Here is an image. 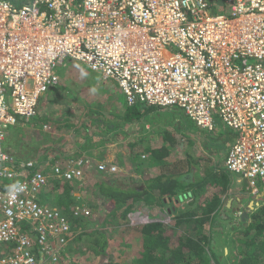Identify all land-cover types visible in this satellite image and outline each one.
<instances>
[{
    "label": "built area",
    "instance_id": "1",
    "mask_svg": "<svg viewBox=\"0 0 264 264\" xmlns=\"http://www.w3.org/2000/svg\"><path fill=\"white\" fill-rule=\"evenodd\" d=\"M68 61L114 81L127 104L177 107L209 132L218 120L232 128L225 168L252 193L264 188V0H0V264H60L73 238L68 217L42 196L55 181L83 180L89 159L43 168L4 143Z\"/></svg>",
    "mask_w": 264,
    "mask_h": 264
},
{
    "label": "trees",
    "instance_id": "2",
    "mask_svg": "<svg viewBox=\"0 0 264 264\" xmlns=\"http://www.w3.org/2000/svg\"><path fill=\"white\" fill-rule=\"evenodd\" d=\"M8 1L20 6L29 0ZM52 97L53 95L48 96V98ZM124 102L125 107L121 117H123L126 123L134 120V118L138 119L140 114L142 115L150 111L152 114H156V119L162 124L161 128H157V130L161 133L160 135H163V139L165 140L164 145L162 144L158 148L148 147L149 145H146L144 148V151L148 152L147 154L149 157L151 156V159L154 158L160 162L171 154L170 152L173 147L174 149L179 146L188 147L193 143V140L187 136L185 137L183 135L182 142L177 136L178 133L184 134L185 132L193 133L198 131L195 123L184 112L183 114L177 112V115L172 114L165 118L159 112L161 107L138 102L133 104ZM67 113L62 116H68ZM183 117L186 118L182 119ZM175 119L179 120V122L177 123ZM69 120H67L68 123H70ZM86 120V118H83L80 121L79 127L84 123H88L84 124V134L78 140L79 145L76 143L77 146L74 147V144H71V147L69 146L70 149L66 150L65 144H60L57 149L59 153L53 159L46 161L53 164L55 161L62 160L63 162L61 164L64 167L68 160L89 159V163H86L87 165L83 168V180L55 181L52 187L47 189L42 196V200L52 206L58 207L70 220L71 227H73V238L69 241L70 243L68 245L70 252L72 250L71 244L75 242H89L95 253L102 255L106 254L105 248L110 245V239L101 227H89L93 224L92 222L90 223L88 216L73 215L74 205L82 203L83 189H88L91 186V188H94V193L97 197H101L104 200V203H102L105 206L103 207L107 211L104 215V223L108 220L119 218L124 219L128 223V219L126 220L124 218L125 215L139 211L140 208L147 211L146 213L152 219L146 223L130 227L132 231V240L129 242L131 256L127 264H221L222 260L224 264H264V238L259 239V236L264 234L263 199H260L259 203L253 209H250L248 218L238 220L237 224H244V227L242 226L240 228L236 226L237 224H230L228 228L229 232H232V236L229 234V237L226 239L221 237L225 242H219L215 238V235H222L225 227L221 226L217 222V218L214 215L211 216V214L218 213V216L222 207L221 197L226 193V187L229 184L227 180L228 176L225 173L220 172V181L223 183H220L217 190L211 192L208 198L206 197L207 199L205 198L201 202L203 204H199L196 210L181 208V200H187L190 204L194 202V197L197 194L195 188L199 189L201 186H205L207 182L205 180L211 179L212 174L209 172L202 179L195 180L193 178L194 172L190 171L193 170V166L197 160H191L194 152L187 148L184 151V156L188 170L181 173H170V171L168 173L162 172L159 175H151L147 171V167L142 168L147 160L140 159V156L138 154L136 155L133 147H131L132 144L144 142L145 136H143L138 139L136 138L137 141L135 143L130 142L127 152L128 161L124 160V162H127V164L125 163L126 166H135L134 171L136 174L143 176L141 180L143 187L129 186L121 189V187L113 185L111 182L113 179H110V175L98 170L93 164V161L82 154L85 151L84 153L88 155V149L96 148L95 146L103 139L104 135L106 140L109 141L110 132L116 131L117 127L114 124L109 125L110 129L104 130L105 134H103L101 126H103L104 122L100 124L99 128V125H93L92 120H90V123L89 120ZM166 120L168 124H164ZM217 122L220 127L219 132H222L223 138L226 137V139L231 140L236 138L235 130L227 127L219 120ZM169 126L170 128H168ZM230 132L231 135H229ZM115 139V141H119L118 138ZM13 156L17 159L15 155ZM124 157L126 158L127 156ZM200 160L206 161V158L201 157ZM163 162L162 165L164 166L170 164V160ZM223 168L225 169V167ZM219 169L221 171V168ZM206 170L208 171L209 169ZM96 176V180L92 181L89 186L88 184L85 185V179L91 181ZM181 178L183 179L181 180ZM190 178L193 180H190ZM79 184L81 186L84 184V188L81 187L79 194L76 195L74 194V190H77L76 188ZM197 184L198 187H195ZM260 190L256 194L252 193V195L254 197L258 196ZM164 204L169 205L167 209L171 215V218L166 221L162 220L163 217L156 218V212L158 211L160 216L165 214V208L162 206ZM198 209L200 211L199 214L197 213ZM218 225L221 227L219 226L220 228H217ZM118 226L126 227L122 222H119ZM89 238L91 240H88ZM136 242L138 244H135ZM225 249H227V253ZM232 254L234 255V259L231 261ZM65 264L73 263L67 261Z\"/></svg>",
    "mask_w": 264,
    "mask_h": 264
},
{
    "label": "crops",
    "instance_id": "3",
    "mask_svg": "<svg viewBox=\"0 0 264 264\" xmlns=\"http://www.w3.org/2000/svg\"><path fill=\"white\" fill-rule=\"evenodd\" d=\"M66 63L67 64L65 67H67V68L69 65L73 67L72 64H75L78 67V69H80L81 77L84 78V81L86 83H87V81H89V83L91 84L92 81H99V80L103 83L106 82L109 84V87L111 89L114 88L113 90L115 92L108 89L109 87L104 89V86H101V88L105 91L104 93L109 94V92H111L110 95H112V92H114L116 96H118L120 94L121 97H123L119 88L117 87V84L114 81L103 80L100 77V75L95 73V72H93V76L90 75L88 73V71L84 68V66H85L84 64L73 62V61L72 62L68 61ZM67 68H66V70H67ZM76 85H77L76 88L79 87L78 89L84 90V91H86L90 88V85H86L85 83L81 84L79 82ZM69 98H70V96H69ZM46 99H47L46 103H44V107L46 106L45 107L46 111L43 112V115L46 114L49 117L47 118L48 121L41 122V128H40L41 130H39L36 127V125H37V120L38 119L41 120V118H43V116L38 115V116L33 118L34 120H36V119L37 120L32 124L30 123V120H31L30 119L29 121L23 122L21 120L19 122V123L23 122V124H17L14 126H10L7 129L6 137H5V141H4L5 148L11 154L15 155L18 160H24V159L33 160V161L37 162V164H39V167L41 166L43 168H46L50 164L46 161L53 159L55 157V155L59 153V151L57 149H58L60 144H65L64 146H65L66 150L70 149L71 144L72 145L74 144V147L77 146L78 140L80 138H82V136L84 134V130H83L84 124L88 123V122L84 123L83 125H81L79 127V125L81 123L80 121L83 118H86L87 120H89V123H90V120H92L93 125H99V128H100V124L104 122L103 126H101V129L103 130V134H105L104 130L110 129L109 125L114 124L118 128V124H122L121 121L126 123L123 120V117H121L123 115V112L121 113L120 117L114 116L113 114H110L112 110H109V109H111L113 106H114V109H118L117 105H115V104H113V106H111L109 109L107 107V109H108L107 112H109L108 114L111 118H116L115 121H118V122H115L114 120H108L105 118L106 116L104 117L103 122H101V118H100V117H102L101 113H98V114L94 113L93 108L88 107V105H86L85 101L82 99H80L79 101H74L73 98L69 99L70 102H68L67 104H64L65 105L64 107L62 105V102H60L61 107H63V108L59 109L58 114H56V112L53 110L55 104L50 101L51 98H46ZM52 99H53V97H52ZM161 110H164L165 113L163 116L165 118L168 117L169 115H172V114L177 115V112L178 113L181 112L183 114V111L177 107H169V108H164ZM64 112L65 113L68 112L67 114L69 116V119L71 117L74 118V119H72L74 124H65L63 119L58 120L59 117L64 114ZM147 113H151V112L148 111ZM55 114L57 115L56 118L54 117ZM140 115H139L138 119L131 120L129 122V123L135 122V121H137V123L140 122L138 124V126H136L137 130L132 129L131 131H134V132L138 133V135H139V132L144 133V132H146V129L151 128L152 130H154L149 125H148V127H146L144 129V123H143L144 119H141ZM175 117H177V116H175ZM119 118H120V121H119ZM185 118L186 117H183L182 119H185ZM176 121H177V123L179 122V120H176ZM126 124L129 125L128 123H126ZM164 124H168L167 120H166V123H164ZM17 126H20L22 128V130H18ZM64 128L67 130L70 129V131L72 132L71 138H69V136L65 137L63 135L62 131L57 132V131L64 129ZM197 128H198L197 129L198 131L193 132V133L185 132L184 134H177V136L180 138L181 142H182L183 135H184L185 137L187 136L191 140H193V143L191 145H189L188 147L187 146H185V147L179 146V147H176L175 149L173 147L171 152H170L171 154L168 157L161 160L160 162H158L154 158H153L154 160L151 159L150 158L151 156L150 157L148 156V154H147L148 152L144 151V148L139 151L138 156H140V159H142V160H147L146 161V165H147V169H148L147 171H149V173L151 175H157V174L159 175L162 172L168 173L171 171L170 173H181V172L188 170L187 164L185 162L184 151H185V149L188 148L190 151L194 152L193 158L191 160H197V161H196V164L193 166V170H191L190 172H194V174L199 175V178L196 176H193V178L195 180L205 178V175L209 172H210V174H212V178L209 180H205V181H207L205 186H203V187L201 186L199 189L195 188V191L197 193L196 196L194 197L195 200L192 198V200H194V202L191 204L188 203V205H189L188 209H190V210H196L197 207L199 206V204H203L201 202L206 197L208 198V196L210 195L211 192L217 190L220 183L221 184L223 183L222 181H220V178H221L220 172L225 173L228 176L227 180L229 181L228 182L229 184L226 187L227 188L226 193L221 197L222 207L220 209L218 216H217L218 213H212L211 216L214 215L215 218H217L218 223H220L221 220H225L226 223L228 224V227H229L230 224L234 225V224H236V222H238L239 219H242L241 215L243 212H247V214H248L250 209H253V207L259 203L260 199L264 200V188H262L261 190L259 189L260 192H259L258 196L254 197L252 195V192L250 191V189L248 187V182L245 179L241 178L237 174L229 172L226 168L225 169L223 168L225 158H226L228 151L230 149V146L234 142L235 138H233L232 140L226 139V137L223 138L222 132H219L220 127L218 125L216 127V130H214L212 132L200 129L199 127H197ZM39 131H42L43 133H40ZM116 131H117V129H116ZM116 131L110 132V136L108 139L109 141L106 140L105 135H104L103 139L100 140L99 143H97V145L95 146L96 148L88 149V155L84 153L85 151L82 153L83 155L89 157L93 161V164L96 167H97L98 159L103 160L101 162L118 164L119 168L121 170H122L121 166L126 167L124 162H119L118 156L126 154L128 152V145L130 144L128 142L130 141V139H132V137H130L128 139V136L126 134H124V132L121 131V134L119 135ZM216 132H217V134H216ZM24 133L27 136V138L25 137V135H22ZM160 134L161 133L158 130H156V134L151 135L148 139H146L147 137L145 136V140H148L146 145H149L148 147H155V148L161 147L162 144L164 145L165 140L163 139V135H160ZM229 135H231V132ZM232 136H233V134H232ZM134 137H137V135ZM134 137H133V141L136 142L135 141L136 139H134ZM115 138H118L119 141H115L116 140ZM70 139H72V140H70ZM124 141H126L127 145L124 144ZM119 144H123L124 146H121ZM137 144H138V148H140L141 143H137ZM117 145L120 147H117ZM97 148H98V150H97ZM117 148H118V150L120 149V150L126 151V153L125 152L123 154L118 153ZM114 152H116L117 157H115ZM60 154H62V153H60ZM68 154L70 155V153H68ZM125 156H127V155H125ZM201 157H205L206 161H201L200 160ZM167 160H170V164L167 166L162 165L164 163L163 161H167ZM59 161H61V162H59ZM62 162H63L62 160L55 161V163H59V164H61ZM154 165H155L154 169L156 172H155V174H152L151 170H152V166H154ZM158 165L162 166V168H159V170L157 171ZM219 168H221V171ZM206 169H209V170L207 171ZM173 171H178V172H173ZM120 172H118L114 175H111L110 179L118 180L114 177H117V174H119ZM182 179L183 178H181V180ZM190 180H193V179L190 178ZM214 183H215V185H213ZM195 187H198V184ZM186 202H187V200L184 201V203H186ZM199 212L200 211L198 209L197 213L199 214ZM142 213L146 214V212H142ZM159 216H160L159 213L156 212V218H159ZM218 226H220V225H218ZM225 252H226V249H225Z\"/></svg>",
    "mask_w": 264,
    "mask_h": 264
},
{
    "label": "rangeland",
    "instance_id": "4",
    "mask_svg": "<svg viewBox=\"0 0 264 264\" xmlns=\"http://www.w3.org/2000/svg\"><path fill=\"white\" fill-rule=\"evenodd\" d=\"M67 64V63H66ZM72 66H68L65 67L66 65H62L59 64L56 67V72L59 74V82L58 85L49 88L48 92L43 94L37 104V113L36 116H43V118L40 119H36L37 120V125L36 127L41 130V122H45L48 121L47 118L49 117L48 115H43V112L46 111V106L44 107V103H46V98H48V96L53 95V99L51 98V102H53L54 105V111L56 112V114H58L59 109L63 108L65 105L67 104L69 101V99H72L74 101H79L80 99L84 100L86 105H88V107H92L93 108V112L98 114L101 113L102 117L101 118V122H103L104 117L108 120H114L116 118H111L109 116V112H107V110L113 106V104L117 105L118 109H114V106L109 109L112 110L110 114H113L114 116H121V113L123 112V109L125 107V99L121 98V95L119 94L118 96L115 95V91L113 89H111L109 87V84L106 82H101L99 81H92V83L90 84L89 81H87V83L84 81V78L81 77V71L80 69H78V67L75 64H72ZM67 68V70H66ZM84 68L88 71V73L90 75L93 76V72L91 70H89L86 66H84ZM74 73V74H73ZM73 74V75H72ZM83 76V75H82ZM72 82V83H71ZM74 82V83H73ZM85 83L86 85H90V88L86 91L84 90H80L78 88H76V84L77 83ZM101 86H104V89H106L107 87H109L108 89L114 91L109 92V94L104 93L105 91L101 88ZM70 96V98H69ZM124 99V101H123ZM60 102H62L63 107H61ZM108 107V109H107ZM66 108V107H65ZM87 108V107H86ZM169 108V107H167ZM105 109V110H104ZM164 109V108H161ZM71 110V109H70ZM162 115H164V110H160L159 111ZM55 114V118L56 115ZM65 114V113H64ZM156 114H152V113H145L140 115L141 119H144L143 123H144V129L146 127H148V125L150 127H152L154 130L150 129H146V132H139L138 133L131 131L133 130H137L138 124L137 121L135 122H131L128 123L129 125H127L126 123H124L123 121L122 124H118V128H117V133L120 135L121 131L124 132V134H126L128 136V139L130 137H132V139H130L129 143H135L133 141V137L137 135V137H134V139H138L140 136L143 137L146 136L148 139L151 135L156 134V130L157 128H161L162 124H160L158 122V120L156 119ZM35 116V117H36ZM110 118H108V117ZM64 121L65 124H74L73 120L74 118H70L68 116H61L59 117L58 120H62ZM136 118H134L135 120ZM30 120V119H29ZM28 120V121H29ZM36 120H34L33 118H31L30 123H34ZM70 121V123H68V121ZM18 121L20 122L21 120L18 119ZM87 121V120H86ZM120 121V118H119ZM163 121V120H162ZM192 121V120H191ZM118 122V121H115ZM193 122V121H192ZM194 123V122H193ZM128 126V127H127ZM170 128V126L168 127ZM18 130H22V128L20 126H17ZM120 129V130H119ZM63 133V135L65 137L71 138L72 137V132L70 131V129H61L57 132H61ZM40 133H43L42 131H39ZM46 133V132H45ZM123 134V133H122ZM179 134V133H178ZM22 135H25L22 134ZM25 137L27 138V136L25 135ZM137 139L135 141H137ZM145 139V138H144ZM72 140V139H70ZM148 142V140H144V142H142L140 144V148H138V144H132L131 147H133V151L135 152V154H139V151L142 150L143 148H145L146 143ZM126 143V141H124V144ZM117 144V143H116ZM121 146H124L123 144H119ZM127 145V144H126ZM125 145V146H126ZM117 147H120L117 145ZM98 150V148H97ZM118 150V148H117ZM126 153V151L124 150H118V153L123 154ZM115 153V157H117L116 152ZM127 155L123 154V155H119L118 159L119 162H124L123 160H127L128 161V155L125 158L124 156ZM102 159V158H101ZM114 159V158H113ZM105 160V159H104ZM98 161H103L98 159ZM127 164V162H124V164ZM118 165V164H117ZM119 166V165H118ZM147 167L146 164H143L142 168ZM155 165L152 166V170L151 173L155 174V169H154ZM122 170H119V174H117V177H114L118 180L113 179V181H111L113 183V185H117L119 187L122 188H126V187H139L142 188V177L141 175H137L136 172L134 171L135 166H129L127 165L125 166H121ZM159 168H162V166L158 165L157 171L159 170ZM95 176V175H94ZM194 176L198 177V175L194 174ZM96 177H93V179L90 181L88 179H85V185L88 184V186L91 184L92 181L96 180ZM79 187V185H77V188ZM76 188V189H77ZM83 188H84V184H83ZM75 194L78 195L79 191L78 190H74ZM85 191V192H84ZM83 193V198H82V203H78L79 205L82 206H86L89 210H90V215H89V221L90 223L92 222L93 225L89 226V227H101L105 233L106 236L110 239V245L107 246V248H105L106 250V254H99V253H95V251L93 250L91 244L89 242H75L72 243V250L71 252L69 251V247L68 250L66 249V253L64 254L63 260L62 262L60 261V264H65L67 261L69 263H73V264H109V262H111V264H127L130 260V246H129V242L132 240V231L130 227H133L132 225H128V223H126V221H124V219H111L108 220L106 223H104V215L107 212L103 206L104 200L101 197H97V195L94 193V188H91V186L88 189H83L82 191ZM185 200H181L180 202V206L181 208H188V202L184 203ZM103 202V203H102ZM167 211H169L167 209V207H169V205H162ZM137 212V211H135ZM139 213L142 212H147L145 211L143 208H140V210L138 211ZM138 213V214H139ZM159 213V211L157 212ZM131 213H128L125 215V219H128V216ZM137 214V213H136ZM174 214V213H173ZM124 221V222H123ZM242 221V220H241ZM119 222L124 223V226H118ZM225 220H221L220 225L224 226L225 229L223 230V234H216L215 238L219 241V242H225L224 239H222L221 237H224L225 239L230 236H232V232H229V228H228V224L226 223ZM237 224V222H236ZM234 224V225H236ZM236 226H239L240 228L243 226L244 224H237ZM217 228H220L219 226ZM89 237V236H88ZM260 238H264V234L262 236H259ZM88 240H91L90 238ZM232 242V241H229ZM135 244H138V242H136ZM226 253H227V249H226ZM232 259H230L231 261L234 259V255L232 254ZM221 264H224V261L222 260Z\"/></svg>",
    "mask_w": 264,
    "mask_h": 264
},
{
    "label": "clouds",
    "instance_id": "5",
    "mask_svg": "<svg viewBox=\"0 0 264 264\" xmlns=\"http://www.w3.org/2000/svg\"><path fill=\"white\" fill-rule=\"evenodd\" d=\"M156 107H158V106H156ZM161 108H163V107H161ZM98 162H101V161H98ZM98 162H97V163H98ZM106 163H107V162H106ZM107 164H108V163H107ZM109 164H114V163H109ZM114 165H116V167H117V171L114 172V173L108 174V175H110V176H111V175H114V174H116V173H118L119 170H120V168H119V166H118L117 164H114ZM224 167H225V166H224ZM104 173H105V172H104ZM164 212H165L166 215H170V214H169V211H167L166 209H164ZM138 213H139V212L137 211V214H136V212H134V213H131V214L128 216V221H129V223H130V217H132V216L134 217L135 215H136V216H139V215L144 214V213H139V214H138ZM144 215H145V214H144ZM130 225H132V224L130 223ZM132 226H133V225H132Z\"/></svg>",
    "mask_w": 264,
    "mask_h": 264
},
{
    "label": "water",
    "instance_id": "6",
    "mask_svg": "<svg viewBox=\"0 0 264 264\" xmlns=\"http://www.w3.org/2000/svg\"><path fill=\"white\" fill-rule=\"evenodd\" d=\"M242 220H244L245 218H248V214L247 212H243L241 215Z\"/></svg>",
    "mask_w": 264,
    "mask_h": 264
}]
</instances>
